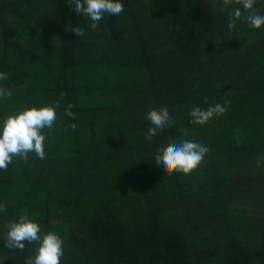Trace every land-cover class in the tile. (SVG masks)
<instances>
[{"label":"trees","instance_id":"16d2710c","mask_svg":"<svg viewBox=\"0 0 264 264\" xmlns=\"http://www.w3.org/2000/svg\"><path fill=\"white\" fill-rule=\"evenodd\" d=\"M121 2L92 30L67 0H0V83L13 93L0 123L60 104L46 159L0 170V264L35 254L4 246V225L25 213L64 241L61 264H264V26L242 16L229 30L243 9L222 0ZM255 7L264 14V0ZM217 103L224 115L190 123L193 106ZM161 106L175 127L149 143L147 112ZM180 139L210 149L187 176L155 164Z\"/></svg>","mask_w":264,"mask_h":264},{"label":"clouds","instance_id":"9594fccd","mask_svg":"<svg viewBox=\"0 0 264 264\" xmlns=\"http://www.w3.org/2000/svg\"><path fill=\"white\" fill-rule=\"evenodd\" d=\"M69 6L77 14H82L91 20L89 28L96 30L99 22L104 19L105 14L118 16L124 12V4L121 0H67ZM224 5L236 3L242 5L236 7L229 13L230 19L227 27L232 30L236 27V22L243 16L244 20L253 29L264 26V14H261L255 7L256 0H222ZM247 13L244 16V13ZM66 31L74 32L77 37L85 35V29L79 27L69 28ZM9 76L5 72H0V82L7 81ZM13 95L11 88L0 83V99L10 98ZM230 104L226 101L225 105ZM219 103L209 105L206 109L193 106L189 115L190 123L204 125L213 117L224 115L227 107ZM59 102L45 104L39 108L24 107L4 117L0 123V170H7L14 157L27 163L29 154L35 153L40 160L46 159L45 154V129L51 130L57 121V111ZM73 105L69 103L64 109V115L75 119V113L71 111ZM147 120L151 127L145 134V140L150 143L152 138L158 135L165 128L175 127V122L166 106L153 107L147 112ZM75 123L68 125V129L75 130ZM67 130V129H65ZM183 136L187 137V128L182 130ZM210 149L191 139H180L169 141L167 146L158 149L155 155V164L163 167L165 173H182L189 175L195 171L203 162L204 157ZM264 164V156L258 158L257 167ZM5 205L0 204V212H6ZM4 246L9 250L23 251L27 244H36L34 255L25 260V264H61L64 255V241L54 231H48L41 235V227L30 218L28 214H21L16 221H10L4 225ZM5 258L0 257V262Z\"/></svg>","mask_w":264,"mask_h":264}]
</instances>
